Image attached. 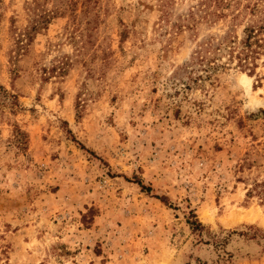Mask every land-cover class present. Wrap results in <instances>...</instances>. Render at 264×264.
I'll return each instance as SVG.
<instances>
[{"label": "rangeland", "instance_id": "1", "mask_svg": "<svg viewBox=\"0 0 264 264\" xmlns=\"http://www.w3.org/2000/svg\"><path fill=\"white\" fill-rule=\"evenodd\" d=\"M165 1L0 0V264H264V0Z\"/></svg>", "mask_w": 264, "mask_h": 264}, {"label": "trees", "instance_id": "2", "mask_svg": "<svg viewBox=\"0 0 264 264\" xmlns=\"http://www.w3.org/2000/svg\"><path fill=\"white\" fill-rule=\"evenodd\" d=\"M212 1L217 5L227 4L226 2L223 3V0H201L197 6L198 8H195V6L192 7L190 13L187 15V19H195L196 14L199 13V7L203 4L207 5ZM168 4L169 0H166L164 7L166 8ZM202 9L206 11L204 16L200 15L202 18L211 17L216 14V11ZM255 10H257V7L254 8ZM164 12L165 16L169 15L167 9ZM24 35L29 39L31 37V31L27 30ZM195 52L194 58L204 63L208 68H219L231 62H236L241 69L253 74L257 67V58L264 53V23L245 27L242 37L234 35L233 38L231 37L225 40L210 37L199 44V48ZM223 56L227 57L226 61H221ZM263 186L264 183H256L254 189L261 193L262 191L259 187ZM200 225L201 223L199 221L195 222V227Z\"/></svg>", "mask_w": 264, "mask_h": 264}, {"label": "bare ground", "instance_id": "3", "mask_svg": "<svg viewBox=\"0 0 264 264\" xmlns=\"http://www.w3.org/2000/svg\"><path fill=\"white\" fill-rule=\"evenodd\" d=\"M243 76L245 77V79L248 81L249 80V76H247L246 74H243ZM249 82V81H248ZM251 84V83H250Z\"/></svg>", "mask_w": 264, "mask_h": 264}]
</instances>
